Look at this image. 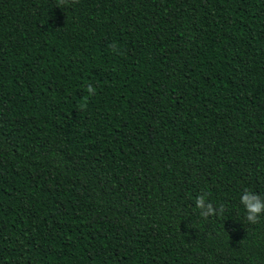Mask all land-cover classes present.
<instances>
[{
    "label": "trees",
    "instance_id": "obj_1",
    "mask_svg": "<svg viewBox=\"0 0 264 264\" xmlns=\"http://www.w3.org/2000/svg\"><path fill=\"white\" fill-rule=\"evenodd\" d=\"M245 188L264 0H0V264H264Z\"/></svg>",
    "mask_w": 264,
    "mask_h": 264
},
{
    "label": "clouds",
    "instance_id": "obj_2",
    "mask_svg": "<svg viewBox=\"0 0 264 264\" xmlns=\"http://www.w3.org/2000/svg\"><path fill=\"white\" fill-rule=\"evenodd\" d=\"M69 3V0H57V7L63 8ZM113 51L118 52V46L113 43L110 45ZM86 91L89 96L95 95V87L89 83L86 86ZM208 193L204 192L195 199V206L200 210V216L207 220L209 217H217L223 215L225 212L224 205L219 207L214 206L208 200ZM240 204L245 210L244 219L252 225L258 224L260 218L264 215V196H261L255 191L245 188L240 196Z\"/></svg>",
    "mask_w": 264,
    "mask_h": 264
}]
</instances>
